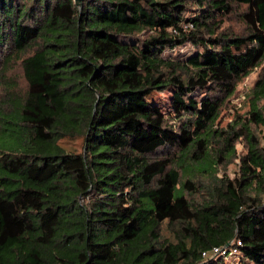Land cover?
<instances>
[{
  "label": "trees",
  "instance_id": "16d2710c",
  "mask_svg": "<svg viewBox=\"0 0 264 264\" xmlns=\"http://www.w3.org/2000/svg\"><path fill=\"white\" fill-rule=\"evenodd\" d=\"M234 3L244 34L221 29ZM0 60L25 81L0 99V264H264V0H0ZM167 89L170 115L152 100Z\"/></svg>",
  "mask_w": 264,
  "mask_h": 264
},
{
  "label": "rangeland",
  "instance_id": "374dc122",
  "mask_svg": "<svg viewBox=\"0 0 264 264\" xmlns=\"http://www.w3.org/2000/svg\"><path fill=\"white\" fill-rule=\"evenodd\" d=\"M246 6L240 4H233L232 11L230 14L224 17L221 29L229 32H234L236 34H244L246 33V27L241 19V12L244 11ZM147 36V32H143L141 34H137L132 40L144 39ZM193 45L186 44L184 46L172 49L165 50L164 55L172 58H184L190 53L193 52ZM261 67L254 68L249 75L241 79L237 86L236 91L232 97H230L225 104L223 105L220 113V117L218 119L219 126L221 128H227L228 124L232 123L235 119V115L240 114L244 115L246 110L248 109V99L247 95L254 85ZM4 72V73H3ZM12 79L17 83L18 89H23L25 85V81L23 78V73L19 62L13 61L10 63L7 70L3 69V62L0 60V99L3 98L4 90L3 86H5L6 82ZM152 100L160 106L161 110L166 114L170 115L173 112L171 107V92L170 89L159 93H153ZM257 138L259 139V147H264V125H260L257 127H253ZM58 144L65 151L70 153H81L84 151V136L83 135H66L62 137ZM246 152V142L242 138L236 144V153L237 156L234 160L229 163L226 167L220 168V173H226L229 178H234L239 175V156L243 155ZM160 236L162 241H173L174 240V230L171 224L168 221H163L160 226ZM233 242H230L229 245L226 246L228 248ZM239 258L236 256L234 259L229 261V264H242L238 262ZM227 262V261H226Z\"/></svg>",
  "mask_w": 264,
  "mask_h": 264
},
{
  "label": "built area",
  "instance_id": "2783aa9c",
  "mask_svg": "<svg viewBox=\"0 0 264 264\" xmlns=\"http://www.w3.org/2000/svg\"><path fill=\"white\" fill-rule=\"evenodd\" d=\"M189 26H191V25L189 24ZM220 251L223 252V249L220 250V249L215 248V249L213 250L212 255H215L216 253H218V252H220ZM203 254H205V253H203Z\"/></svg>",
  "mask_w": 264,
  "mask_h": 264
},
{
  "label": "water",
  "instance_id": "95a60500",
  "mask_svg": "<svg viewBox=\"0 0 264 264\" xmlns=\"http://www.w3.org/2000/svg\"><path fill=\"white\" fill-rule=\"evenodd\" d=\"M81 2H82V0H75V3L78 5L79 8H81Z\"/></svg>",
  "mask_w": 264,
  "mask_h": 264
}]
</instances>
